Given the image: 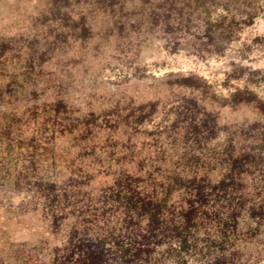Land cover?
Masks as SVG:
<instances>
[{"label": "trees", "instance_id": "1", "mask_svg": "<svg viewBox=\"0 0 264 264\" xmlns=\"http://www.w3.org/2000/svg\"><path fill=\"white\" fill-rule=\"evenodd\" d=\"M260 1L143 0L140 8L130 11L126 0H56L50 14L36 18V30L32 38L27 37V47L19 46L18 50L25 53L23 60L28 71L13 78L16 88L10 92L16 97L22 95L31 71L43 73L49 64L61 63L67 68L69 61L77 62L76 57L69 56L64 61L58 55L60 51H70L73 42L83 45L98 35L89 16L93 13L104 14L105 24L108 20L106 35L141 29L148 20L149 27L161 25L168 31L174 28L175 21L188 29L194 20L203 22V32L194 34L188 47L195 53L215 55L227 49L242 24L254 22ZM89 5L95 6L94 12L84 9ZM218 7L226 13L211 19L213 9ZM138 9L141 27L129 17ZM46 23V32L39 38L41 25ZM12 45L0 44V62ZM244 72L245 68L240 67L234 76L240 77ZM162 84L192 92L181 98L174 109L175 117L160 128L164 139L157 145L155 156L140 160L134 170L126 166L124 157L110 162L109 168H121L97 197L93 190L83 191L84 180L79 182L74 173L64 180L57 175L35 180L34 195L43 202L42 220L49 233L44 241L55 245L50 251L41 244L35 245L29 252L28 264H188L186 256L197 248L207 221L221 230L220 237L208 244V251L218 245L223 250L207 264H243L242 250L237 246L239 217L245 214L257 224L246 232L250 238L261 234L264 228V99L248 87L236 90L230 97L219 96L208 81L193 75L168 79ZM159 101L141 102L122 119L137 128L158 115ZM45 107L66 121L63 133H78L77 137L85 141L94 138L103 115L97 110L74 111L65 99L47 101ZM223 107L234 111L247 108L252 114L222 125ZM105 113L104 127L110 121L108 113L122 112L118 105ZM42 144L38 140L33 147L37 150ZM48 149L44 150L49 152ZM34 154L33 166L38 168L44 159L41 152ZM50 158L55 160L56 156L51 154ZM224 210H228L226 215ZM226 249L229 254L224 252Z\"/></svg>", "mask_w": 264, "mask_h": 264}, {"label": "rangeland", "instance_id": "2", "mask_svg": "<svg viewBox=\"0 0 264 264\" xmlns=\"http://www.w3.org/2000/svg\"><path fill=\"white\" fill-rule=\"evenodd\" d=\"M142 2L126 0V8L133 11L140 8ZM55 5L56 0H0V44L13 43L0 62V264H28L29 252L35 245L41 244L48 251L55 245L44 241L49 233L42 220L43 202L34 195L37 194L35 180L54 175L64 180L74 173L79 182L84 180L83 191L93 190L97 197L102 188L113 181L114 172L121 168L116 165L109 168L110 162L124 157L126 166L134 170L140 160L155 156L164 139L160 128L171 122L181 98L192 92L185 88H166L162 82L193 75L208 81L219 96L230 97L236 90L248 87L264 99V0L259 2V14L254 22L242 24L227 49L215 55L195 53L188 47L194 34L203 32V22L194 20L188 29L175 21L174 28L168 31L161 25L149 27L148 20L149 24L141 27L138 9L129 17L141 29L106 35L108 20H105L107 25L104 14L93 13L94 17L89 16L98 35L83 45L73 42L70 51L66 49L58 55L63 60L72 56L78 61H69L67 68L60 63L49 64L43 73L31 71L27 89L16 97L10 92L16 88L11 81L28 71L23 60L25 53L18 48L27 47V37L32 38L36 30V18L50 14ZM84 9L94 12L95 6ZM225 13L221 7L214 8L211 19H219ZM116 16L118 13L114 18ZM41 26L39 38L48 24ZM240 67L246 72L240 77L234 76ZM59 99L67 100L69 108L80 113L102 112L93 139L85 141L77 137L78 133H63L66 121L45 107L47 101ZM150 99L160 100L159 113L153 120L135 128L122 119L131 108ZM118 105L122 113H108L110 121L106 127L102 126L106 124L105 112ZM250 114L247 108L234 111L223 107L220 121L222 125L232 124ZM224 134H220L221 138ZM38 140L43 146L35 150L33 146ZM46 146H54V149ZM36 152H41L44 159L38 168L33 166ZM51 154L56 156L55 160L50 158ZM224 212L226 215L228 210ZM239 221L237 246L242 250L243 264H264V228L261 234L250 238L246 232L257 224L245 214ZM220 234V227L207 221L197 248L186 256L188 264H207L222 254L219 245L208 251V244ZM226 247L230 249L231 245L227 243ZM224 252L230 253L228 249Z\"/></svg>", "mask_w": 264, "mask_h": 264}]
</instances>
